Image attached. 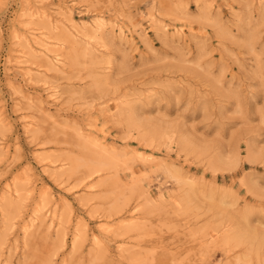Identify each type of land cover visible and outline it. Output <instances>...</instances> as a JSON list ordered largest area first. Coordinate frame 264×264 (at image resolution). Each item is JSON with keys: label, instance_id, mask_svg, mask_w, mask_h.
<instances>
[{"label": "rangeland", "instance_id": "obj_1", "mask_svg": "<svg viewBox=\"0 0 264 264\" xmlns=\"http://www.w3.org/2000/svg\"><path fill=\"white\" fill-rule=\"evenodd\" d=\"M239 260L264 264V0H0V264Z\"/></svg>", "mask_w": 264, "mask_h": 264}, {"label": "bare ground", "instance_id": "obj_2", "mask_svg": "<svg viewBox=\"0 0 264 264\" xmlns=\"http://www.w3.org/2000/svg\"><path fill=\"white\" fill-rule=\"evenodd\" d=\"M48 1V0H47ZM44 2V1H43ZM39 3H41V2H39ZM65 6V5H64ZM61 8V7H60ZM62 9V8H61ZM46 12H47V10H46ZM44 10L43 11H40V10H36L35 12H33L32 13V15H38V16H40V17H42V19L43 20H45L46 18L47 19H49V20H45V21H48V22H50L51 20H53L52 19V17L51 16H49V14L48 13H46ZM60 12V11H59ZM61 13H63V15L65 14V18H66V20L68 21V24H69V27H70V29H68L69 31L71 30V29H76L77 30V28H76V22H75V19H74V16H73V14H72V10L71 9H69V8H64V9H62V11H61ZM60 13V14H61ZM62 15V16H63ZM103 18H100V19H98L97 18V20H95L93 23H90L93 27H94V32H93V34H91L90 35V39L91 40H94L95 39V37H96V32H98V31H100V30H102L104 27H105V23H104V21L106 20V19H104V21L102 20ZM86 22V21H85ZM89 22V21H88ZM87 22V23H88ZM113 25H111V27H112ZM116 26H118L119 27V25H116ZM115 25L113 26L114 28L116 27ZM54 28V27H53ZM56 28H58V27H56ZM164 28H166V27H164ZM67 29V28H66ZM65 29V30H66ZM74 29V30H75ZM119 30H120V33H122V34H124V29L122 28V27H119ZM129 30V29H128ZM132 30V29H131ZM130 30V31H131ZM126 31V30H125ZM130 31H128V32H130ZM65 34H68L70 37H72V35L73 36H76L73 32H71L72 33V35H71V33L69 32V33H67V32H64ZM127 33V32H126ZM132 34V33H131ZM41 36L43 35V34H40ZM85 35H87V34H85ZM35 36V35H34ZM34 36H32L33 38H26L25 39V45H26V47L28 48L27 50H29V51H31V50H35V49H37V50H40L41 52H43L44 53V55H46L47 57H49L50 59H49V61H50V64L52 65V66H60V65H63V63H64V54L63 53H53V49L52 48H50V45H51V42L50 41H46V40H42V39H40V38H38L37 36L36 37H34ZM88 36V35H87ZM43 38V37H42ZM50 38V37H49ZM89 43H92V42H90L89 41ZM91 48H93V47H91ZM90 47L89 48H86L85 47V50L86 51H88L89 53H92L93 55H95L96 57H97V55H96V53H95V51L94 50H92ZM28 51V52H29ZM30 53V52H29ZM50 99H52V100H56L59 96H58V93L57 92H53V93H50L49 94V96H48ZM95 143V145H97V146H99L100 148H102L101 146L103 145V143L102 142H100V140L98 139V138H94L93 140H85L84 142H83V145H82V147H86L87 148V145L85 144V143ZM104 150V149H103ZM79 164L80 163H78L77 161H75V160H72V163H71V167H72V170L73 171H75L77 168H78V166H79ZM114 164H115V161H114V156H111V155H108V157H102V158H100V160L97 162V161H95V163H90V161H87V165L89 166L88 168L90 169V172L91 173H100V172H102V171H104V170H106V169H111L112 167H114ZM169 173L172 175V176H175L176 178H180L179 180H181V177L178 175V174H176L174 171H171V170H169ZM92 174H90V176H91ZM182 181V180H181ZM88 186V185H87ZM9 189V193L10 194H12V195H14V194H16V195H18V196H21V194H22V188L21 187H18V186H15V187H12V185H10V187L8 188ZM34 189H31V188H29L28 189V192H29V194H33L34 192ZM145 197L146 196H148V194L147 193H145V192H141ZM148 200H150V199H148ZM146 201H147V198H146ZM148 202V201H147ZM146 202V204H148ZM125 203H127V202H125ZM149 203H150V201H149ZM133 208L135 209V210H133V211H136V209H137V206H133ZM132 212V211H131ZM131 216H133V214H131ZM32 219V224H34V223H36V221H37V217H32L31 218ZM54 220V219H53ZM130 221H133V219H130ZM134 221H137L136 219H134ZM133 221V223H135ZM132 222H131V224H133ZM137 225V224H136ZM93 236H94V233H93ZM97 237H99V236H97ZM96 237V238H97ZM93 238V237H92ZM238 263L239 264H241V260H239L238 261ZM246 264V263H245Z\"/></svg>", "mask_w": 264, "mask_h": 264}]
</instances>
